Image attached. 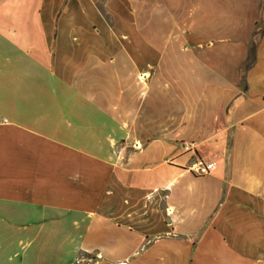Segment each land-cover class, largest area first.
<instances>
[{"label": "crops", "instance_id": "1", "mask_svg": "<svg viewBox=\"0 0 264 264\" xmlns=\"http://www.w3.org/2000/svg\"><path fill=\"white\" fill-rule=\"evenodd\" d=\"M222 60L144 120L162 76ZM93 255L264 264V0H0V264Z\"/></svg>", "mask_w": 264, "mask_h": 264}, {"label": "rangeland", "instance_id": "2", "mask_svg": "<svg viewBox=\"0 0 264 264\" xmlns=\"http://www.w3.org/2000/svg\"><path fill=\"white\" fill-rule=\"evenodd\" d=\"M222 61L223 63L220 61L221 64H219L220 68L218 69L216 67L213 69L196 68L197 71L196 74H194V71H191V69H194V67L186 65L177 70V73L181 75L180 78L174 76H162V78L151 85V88L149 89V91H147L142 101V110L146 111L148 115V117L146 116L144 120H163L170 114V112L174 113L179 106L178 101H181V99H183V96L187 95L185 92V88L189 91L192 90V95H194V90L196 89V94L200 95L201 93L204 94L205 90L219 79H231L232 71L230 68L225 69L227 63H225L226 61L224 60ZM168 70L171 69L168 68ZM139 82L140 84H143V81L139 80ZM165 85L167 86L165 87ZM142 94L143 93L141 92V95ZM193 99L191 100L192 104H195L196 101H194ZM189 136L193 137L194 135ZM122 149H124V145H117L113 150L114 156L120 157V152ZM124 151L137 152V149L132 146L125 148ZM122 157H125V155L123 154Z\"/></svg>", "mask_w": 264, "mask_h": 264}, {"label": "built area", "instance_id": "3", "mask_svg": "<svg viewBox=\"0 0 264 264\" xmlns=\"http://www.w3.org/2000/svg\"><path fill=\"white\" fill-rule=\"evenodd\" d=\"M139 150V148H136ZM215 170L214 163L210 161H204L200 158L195 159L188 167V172L194 177H205L213 173ZM99 260L97 255L93 256H82L78 258L73 264H96Z\"/></svg>", "mask_w": 264, "mask_h": 264}, {"label": "trees", "instance_id": "4", "mask_svg": "<svg viewBox=\"0 0 264 264\" xmlns=\"http://www.w3.org/2000/svg\"><path fill=\"white\" fill-rule=\"evenodd\" d=\"M250 56H253V54H250Z\"/></svg>", "mask_w": 264, "mask_h": 264}, {"label": "bare ground", "instance_id": "5", "mask_svg": "<svg viewBox=\"0 0 264 264\" xmlns=\"http://www.w3.org/2000/svg\"><path fill=\"white\" fill-rule=\"evenodd\" d=\"M144 78H145V76H144Z\"/></svg>", "mask_w": 264, "mask_h": 264}]
</instances>
